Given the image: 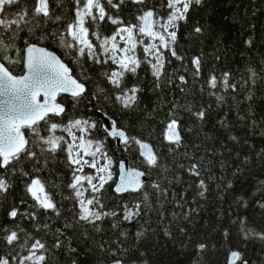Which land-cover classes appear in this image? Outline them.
Returning a JSON list of instances; mask_svg holds the SVG:
<instances>
[{
	"label": "trees",
	"instance_id": "16d2710c",
	"mask_svg": "<svg viewBox=\"0 0 264 264\" xmlns=\"http://www.w3.org/2000/svg\"><path fill=\"white\" fill-rule=\"evenodd\" d=\"M28 2L34 4V0ZM50 2L54 15L61 19L45 22L33 34L21 32L12 41L16 47L8 50L12 59H2L3 54L0 59L13 74L22 75L27 40L55 52L86 85L87 93L79 99L61 97L66 112L54 120L62 124L75 119L96 123L86 138L103 143L115 174L98 196L104 210L117 215L95 225L76 223L79 207L69 187L73 167L67 152L41 153L32 146L41 163L25 158L16 165L15 173L0 169V176L12 185L7 193H0V255L28 254L26 249L5 243L3 229L7 228L24 229L44 242L49 249L44 253L45 264H110L117 260L123 264H229L233 251L241 255L237 264H264V238L260 235L264 233V0H203L202 5L194 6L177 32L175 48L183 59L165 52L170 62L165 64V74L159 81L146 63L136 75L127 74L125 85L142 89L132 109L123 108L116 100L117 90L104 75L115 65H98L86 57L78 59L75 49L59 42L60 34L66 35L67 25L75 19L74 0H62L60 7L56 0ZM166 2L146 0L136 5L125 0L118 12L106 2L105 7L125 24H138L141 10L153 9L166 17ZM198 26L202 33L194 31ZM116 27L106 18L98 28L92 25L90 33L98 30L110 36ZM89 38L99 43L91 35ZM143 41L147 44L149 39ZM144 44L136 49L140 58L144 57ZM196 57L201 61L198 76L192 63ZM225 73L236 89L219 84L211 89L209 77L215 75L219 81ZM181 75L187 83L179 81ZM219 96L223 100L217 99ZM201 110L205 111L203 120L194 115ZM96 112L108 115L129 136L150 144L158 155L159 167L146 163L138 145H131L130 150L118 146L103 129ZM172 119L179 123V146L165 138L166 125ZM56 135L69 140L65 132L57 131ZM124 159L147 175L138 193L119 195L115 191L118 164ZM193 165L198 166L200 177L190 174ZM34 177L45 182L59 216L35 206L26 191ZM200 179L207 187L203 196ZM136 204L141 205L140 214L131 222L124 220L125 206L135 208ZM13 207L21 212L15 220L8 216ZM28 213H35L36 219L28 218ZM66 223L72 227H65ZM24 232L20 233L21 243ZM57 240L60 248L53 247ZM201 244L205 245L203 249Z\"/></svg>",
	"mask_w": 264,
	"mask_h": 264
},
{
	"label": "snow or ice",
	"instance_id": "6c2138e0",
	"mask_svg": "<svg viewBox=\"0 0 264 264\" xmlns=\"http://www.w3.org/2000/svg\"><path fill=\"white\" fill-rule=\"evenodd\" d=\"M105 2L118 12L125 0H105ZM105 2L74 0L75 19L67 25L66 35L60 34L59 42L67 48L75 49L78 59L86 57L87 60L98 65L109 63L115 65V68L106 71L104 75L117 90L116 100L123 108L132 109L136 106L142 89L139 85L130 87L125 85L127 74L136 75L141 64L146 63L150 66L152 75L159 81L165 74V64L170 62L166 60L165 52H170L172 57L182 60L183 57L178 55L175 48L179 24L181 21L187 22L189 12L194 6L202 5L203 0H167L164 5L169 10L166 17L157 15L153 9L141 10L137 16L138 24H125L122 18L113 16L106 9ZM131 2L142 5L146 0H131ZM56 4L57 7L62 6V0H56ZM106 18L108 23L117 26L110 36H103L98 30L90 33L92 25L98 28L106 21ZM53 19L58 21L61 16L54 15L50 0H34L32 5L28 0H0V54H3L2 59H12L7 53L9 49L16 47L12 41L21 32L27 31L33 34L42 24ZM194 31L202 33L203 29L198 26L194 28ZM90 35L99 43H93V40L89 38ZM139 37H147L151 41L143 46V58L136 54L137 46L144 43ZM43 38L42 36L41 39ZM25 45L26 73L24 75L16 76L4 63H0V169L15 173L18 170L16 165L21 164L25 158L34 160L37 164L41 163V157L32 146L39 148L41 153L55 154L61 150L66 151L68 163L73 167V182L69 187L74 190L79 207L76 223L84 221L95 225L105 217L116 216V212L104 210V205L98 196L105 184L112 179L113 161L103 151L102 142L86 138L89 130L96 128V123L75 119L62 124L54 120L55 117H61L66 112L64 105L57 101V97L61 93H67L74 99H79L86 94V85L75 78L71 74V69L53 52L36 44H29L27 40H25ZM192 63L195 67V75L198 76L201 69L199 57L194 58ZM84 78L87 79L86 71ZM179 81L182 84L187 83L183 75L179 77ZM218 84L225 89L231 88L233 91L236 89V85L229 83L227 73L219 81L215 75L209 77L208 85L211 89H216ZM217 99L223 100V97L219 96ZM194 115L203 120L205 111L201 110ZM110 123V128L104 125L110 137L121 143L126 150H130L133 144L138 145L140 155L144 157L146 163L151 167H159L158 155L150 144L129 136L124 129L117 126L115 121ZM73 129H77L81 135L77 136ZM25 130H27V135ZM45 131L47 135L43 134ZM57 131L67 133L71 140H67L62 135H56ZM165 138L171 144L180 145L182 137L177 120L172 119L167 123ZM100 159L106 160V163L100 164ZM43 163L46 165L47 160L44 159ZM85 167L94 169L96 175L84 173ZM119 167L121 175L120 182L115 187L117 193L139 191L143 188V182L139 177L145 173L132 171L126 177L124 163L121 162ZM19 171L23 169L20 168ZM189 172L195 177L201 176L197 165H193ZM23 174L28 175L27 172ZM85 184L88 187H85ZM199 186L203 189L200 192L203 196L207 190L203 179L199 180ZM11 187V183L0 176V193H7ZM154 187L160 189L159 184H155ZM26 191L36 202V207L45 211L51 210L57 216L60 215L56 202L46 190L45 182L39 177L31 179V182L26 185ZM163 191L166 192V190ZM86 193L90 195L86 196ZM21 203L25 202L21 201ZM141 211L140 204H136L135 208L125 206L123 219L131 222ZM18 215H21V212L16 207L8 213L12 220H15ZM27 216L33 220L36 219L35 213H28ZM65 227H72V224L66 223ZM3 231L6 233L3 240L8 246L15 245L20 249H26L28 254L13 255L9 252L7 255H0V264H45L47 257L44 253L49 249L44 242L34 239L31 233L24 232V229L4 228ZM21 232H24L22 243ZM260 235L264 238V233ZM30 240L31 243H29ZM53 247L60 248L61 242L57 240ZM199 247L203 249L205 245L201 244ZM231 259L232 264H236V261L241 260L240 253L233 251ZM114 264H121V262L117 260ZM242 264H247V262L243 261Z\"/></svg>",
	"mask_w": 264,
	"mask_h": 264
},
{
	"label": "water",
	"instance_id": "95a60500",
	"mask_svg": "<svg viewBox=\"0 0 264 264\" xmlns=\"http://www.w3.org/2000/svg\"><path fill=\"white\" fill-rule=\"evenodd\" d=\"M145 38H147V37H145ZM38 46V45H37ZM39 47H41V46H39ZM44 48V47H43ZM47 49V48H46ZM50 51V50H49ZM51 52H53V51H51ZM55 55H57L55 52H53ZM25 56H26V53L24 52V59H25ZM58 56V55H57ZM59 57V56H58ZM60 58V57H59ZM61 59V58H60ZM62 60V59H61ZM63 61V60H62ZM0 63H3L2 62V60L0 59ZM63 63H65L64 61H63ZM66 64V63H65ZM67 65V64H66ZM6 66V65H5ZM68 66V65H67ZM69 67V66H68ZM24 68H25V73H26V65H25V62H24ZM10 71V70H9ZM24 73V74H25ZM71 74H72V70H71ZM73 75V74H72ZM87 93V92H86ZM64 95H66V96H70V97H72L70 94H67V93H61L58 97H57V101L59 102V99H60V97L61 96H64ZM86 95V94H85ZM41 99H43V97H41ZM96 116L98 117V119L101 121V124H102V127H103V129L105 130V128H104V125H108L109 126V128L111 127V121H114L112 118H110L108 115H105V114H99V113H97L96 114ZM42 123V122H41ZM106 132V131H105ZM107 133V132H106ZM108 134V133H107ZM109 136V135H108ZM110 137V136H109ZM112 140H115V139H113L112 137H110ZM116 142H117V144H118V146H120L121 145V143H119L117 140H115ZM153 148V147H152ZM154 150V149H153ZM155 152V151H154ZM121 162H123L124 163V165H125V172H124V175L127 177V175H128V173L129 172H132V171H139V172H143V173H145L144 171H142V170H139V169H135V168H132L131 167V165H130V163H129V161L127 160V159H124L123 161H121ZM120 162V163H121ZM120 163H119V165H120ZM119 165H118V180H117V182H116V185L120 182V175H121V170H120V167H119ZM139 179L143 182V186H144V184L147 182V175H146V173H145V175H143V176H141V177H139ZM116 185H115V187H116ZM142 189V188H141ZM140 189V190H141ZM139 190V191H140ZM139 191H127V192H123V193H118L119 195H124V194H127V193H138ZM239 262V260L238 261H236V264ZM110 264H114V262L113 263H110ZM121 264H123L122 262H121ZM229 264H232V259L230 258V262H229Z\"/></svg>",
	"mask_w": 264,
	"mask_h": 264
},
{
	"label": "rangeland",
	"instance_id": "374dc122",
	"mask_svg": "<svg viewBox=\"0 0 264 264\" xmlns=\"http://www.w3.org/2000/svg\"><path fill=\"white\" fill-rule=\"evenodd\" d=\"M140 39H144V37H139ZM146 39V38H145ZM148 43H151V41L149 40V42ZM147 43V44H148ZM144 44V43H143ZM143 44H140V45H143ZM73 131L74 132H76V135L77 136H80L81 135V133L77 130V129H73ZM67 134V133H66ZM68 135V134H67ZM69 137V136H68ZM69 140H71V137H69ZM103 151H104V149H103ZM104 152H106V151H104ZM98 157H99V154H98ZM88 159H91L90 157H87ZM104 163H106V160H104V159H100V164H104ZM99 166V165H98ZM112 166L113 165H111V172H112V175H113V168H112ZM85 170H84V173H87V174H91V175H96V172H95V170L94 169H92V168H89V167H85L84 168ZM113 179H111L110 181H108V182H111ZM85 187H88L86 184H85ZM86 196H88V195H90V193H86L85 194Z\"/></svg>",
	"mask_w": 264,
	"mask_h": 264
},
{
	"label": "flooded vegetation",
	"instance_id": "af4514ba",
	"mask_svg": "<svg viewBox=\"0 0 264 264\" xmlns=\"http://www.w3.org/2000/svg\"><path fill=\"white\" fill-rule=\"evenodd\" d=\"M72 74H73V71H72ZM74 76V74H73ZM75 77V76H74ZM76 78V77H75ZM63 98H65L66 100H70V99H74L73 97H70V96H62ZM64 105V104H63ZM66 108V107H65ZM99 113V112H96V114ZM99 114H103V113H99ZM98 118V117H97ZM100 121V120H99ZM101 122V121H100ZM102 125V124H101ZM85 170V169H84ZM87 174V173H86ZM112 178H115V174H114V168H113V175H112Z\"/></svg>",
	"mask_w": 264,
	"mask_h": 264
}]
</instances>
